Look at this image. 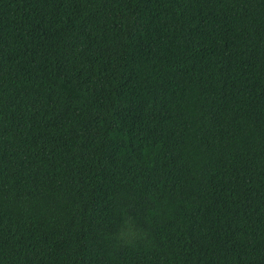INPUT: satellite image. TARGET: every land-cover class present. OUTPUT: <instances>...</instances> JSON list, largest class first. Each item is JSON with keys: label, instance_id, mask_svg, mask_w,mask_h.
<instances>
[{"label": "trees", "instance_id": "16d2710c", "mask_svg": "<svg viewBox=\"0 0 264 264\" xmlns=\"http://www.w3.org/2000/svg\"><path fill=\"white\" fill-rule=\"evenodd\" d=\"M0 264H264V0H0Z\"/></svg>", "mask_w": 264, "mask_h": 264}]
</instances>
